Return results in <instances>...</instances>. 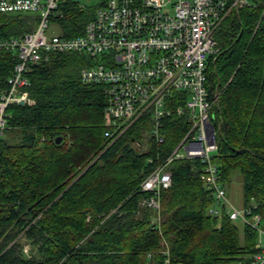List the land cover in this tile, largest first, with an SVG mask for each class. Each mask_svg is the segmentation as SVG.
<instances>
[{
    "label": "trees",
    "instance_id": "obj_1",
    "mask_svg": "<svg viewBox=\"0 0 264 264\" xmlns=\"http://www.w3.org/2000/svg\"><path fill=\"white\" fill-rule=\"evenodd\" d=\"M251 1L217 29L219 49L206 73L215 100L212 160L225 186L239 171L244 206L261 215L264 229V0ZM59 10L54 20L66 36L82 34L95 13L75 0H61ZM38 21L30 12H0V36H21ZM17 60L15 51H0V91ZM91 62L86 54L51 53L30 65L35 102L8 108L0 135V264H166L165 248L172 264H250L259 232L226 212L208 213L214 193L200 177V158L172 160L160 209L141 205L151 195L141 183L158 164L149 159L173 150L188 118H166L161 145L146 134L147 116L112 141L103 87L80 77Z\"/></svg>",
    "mask_w": 264,
    "mask_h": 264
},
{
    "label": "built area",
    "instance_id": "obj_2",
    "mask_svg": "<svg viewBox=\"0 0 264 264\" xmlns=\"http://www.w3.org/2000/svg\"><path fill=\"white\" fill-rule=\"evenodd\" d=\"M60 1L0 0V12H30L39 17L36 27L21 36H0V51H15L18 59L7 87L0 91V135L8 126L11 104L35 102L27 90L30 65L46 61L56 52L86 54L93 63L82 67L80 77L84 83L103 87L105 111L110 117L105 135L112 141L147 116L146 134L161 145L166 143L165 119L188 118V129L173 150L164 158L160 151L149 159L157 158L158 164L141 183L142 190L151 193L141 205L160 209V194L172 184L168 169L172 160L200 158L204 164L200 177L214 193L208 213L226 212L230 219L257 229L260 251L250 264H264L262 217L252 214L253 206L240 208L232 203L212 160L217 149L212 123L215 100L210 98L206 73L210 57L219 49L217 29L232 11L252 1L99 0L82 34L66 36L61 31L49 35L50 22L61 27L54 20L62 16ZM163 253L166 264H172L169 249Z\"/></svg>",
    "mask_w": 264,
    "mask_h": 264
},
{
    "label": "rangeland",
    "instance_id": "obj_3",
    "mask_svg": "<svg viewBox=\"0 0 264 264\" xmlns=\"http://www.w3.org/2000/svg\"><path fill=\"white\" fill-rule=\"evenodd\" d=\"M78 1L82 6L85 7H95L99 4V0H75ZM62 28L55 24L54 22H50V27L47 30V33L51 35L53 32L61 33ZM93 63V61L91 62ZM88 65V64H87ZM215 152V151H214ZM214 152L212 154H214ZM225 186V185H224ZM227 194L232 203L237 207H243L244 205V193H243V184H242V176L238 172H234L232 181L226 184Z\"/></svg>",
    "mask_w": 264,
    "mask_h": 264
},
{
    "label": "water",
    "instance_id": "obj_4",
    "mask_svg": "<svg viewBox=\"0 0 264 264\" xmlns=\"http://www.w3.org/2000/svg\"><path fill=\"white\" fill-rule=\"evenodd\" d=\"M20 104H24L23 102H20ZM213 126H212V130H213ZM60 140H61V136H59V138L57 139V142H60Z\"/></svg>",
    "mask_w": 264,
    "mask_h": 264
},
{
    "label": "crops",
    "instance_id": "obj_5",
    "mask_svg": "<svg viewBox=\"0 0 264 264\" xmlns=\"http://www.w3.org/2000/svg\"><path fill=\"white\" fill-rule=\"evenodd\" d=\"M244 206V205H243Z\"/></svg>",
    "mask_w": 264,
    "mask_h": 264
}]
</instances>
